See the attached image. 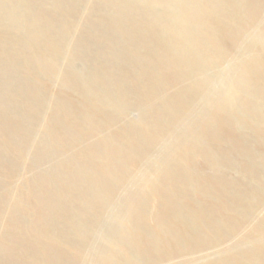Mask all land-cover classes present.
<instances>
[{"label": "rangeland", "instance_id": "obj_1", "mask_svg": "<svg viewBox=\"0 0 264 264\" xmlns=\"http://www.w3.org/2000/svg\"><path fill=\"white\" fill-rule=\"evenodd\" d=\"M263 70L264 0H0V264H264Z\"/></svg>", "mask_w": 264, "mask_h": 264}, {"label": "bare ground", "instance_id": "obj_2", "mask_svg": "<svg viewBox=\"0 0 264 264\" xmlns=\"http://www.w3.org/2000/svg\"><path fill=\"white\" fill-rule=\"evenodd\" d=\"M239 10H240V9H239ZM239 10H238V11H239ZM242 12H243V11H242ZM242 12H241V13H242ZM166 16H167V15H166ZM169 18H171V16H170ZM172 19H173V18H172ZM169 20H171V19H169ZM163 21H164V20H163ZM163 21H162V23H163ZM219 21H220V20H219ZM172 23H173V21H172ZM221 23H222V22H221ZM170 24H171V23H170ZM183 24H185V23H182V25H183ZM166 26H167V25H166ZM186 26H187V25H186ZM186 26H185V27H186ZM214 26H215V27L218 26L219 28H221V27L219 26V23H217V22H215ZM224 26H225V25H224ZM161 27H162V26H161ZM166 28H167V27H166ZM166 28H165V29H166ZM169 28H171V27H169ZM172 29H173V30H176L175 32L180 31V30H177L176 27H173ZM167 30H168V29H167ZM170 30H171V29H170ZM170 30H169V31H170ZM180 32H181V31H180ZM180 32H178L177 34H179V35H178L179 39L182 40V39H184V37H183V33H180ZM167 33H168V32H167ZM231 34H232V33H231ZM241 34H242V33H241ZM227 36H228V35H227ZM241 36H242V35H241ZM231 37H232V36H231ZM199 38H200V37H199ZM232 38H233V37H232ZM232 38H231V40H232ZM175 40H176V39H175ZM184 40H185V39H184ZM229 40H230V39H229ZM185 42H186V41H185ZM196 44H197V43H196ZM199 46H200V45H199ZM193 47H195V46H193ZM193 47H192V48H193ZM188 53H189V52H188ZM207 59H208V58H207ZM213 61H214V60H213ZM260 61H261V59L256 58V59L252 60V62L250 61V64H249V65H250V68L248 67L249 73H252V75H254L255 77H256L257 75H259V74L256 75V74H255V71L252 69V67H256L255 64H259ZM262 61H263V60H262ZM262 61H261V62H262ZM210 62H211V61H207V60H206V62H205L204 64H206V63H209V64H210ZM209 64H208V65H209ZM214 64H215V63H214ZM260 64H261V63H260ZM212 65H213V64H212ZM257 67H258V66H257ZM256 69H257V68H256ZM263 71H264V70H263ZM257 73H259V72H257ZM263 74H264V73H263ZM260 77H261V76H260ZM239 79H240V78H239ZM248 79H249V76H248ZM259 79H260V78H259ZM251 80H252V78H251ZM237 93H238V92H237ZM223 113H224V115H226L225 112H223ZM220 117H221V116H220ZM224 117H227V116H223V118H224Z\"/></svg>", "mask_w": 264, "mask_h": 264}]
</instances>
